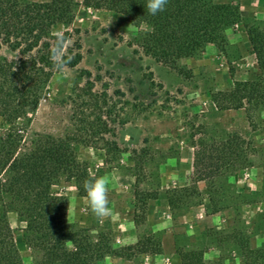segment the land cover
<instances>
[{
	"label": "rangeland",
	"instance_id": "obj_1",
	"mask_svg": "<svg viewBox=\"0 0 264 264\" xmlns=\"http://www.w3.org/2000/svg\"><path fill=\"white\" fill-rule=\"evenodd\" d=\"M77 1L65 46L77 44L82 58L52 75L28 129L75 136L79 163L108 182L111 215L102 219L75 179L51 186L67 200L85 264H180L177 250L192 249L206 262L264 264V100L230 109L212 100L256 77L243 23L264 21V0H212L237 4L241 21L225 30L222 46L207 44L177 68L137 46L150 25ZM15 55L0 48V60ZM7 219L23 264H33L22 224L15 213ZM146 236L158 252L123 250Z\"/></svg>",
	"mask_w": 264,
	"mask_h": 264
},
{
	"label": "trees",
	"instance_id": "obj_2",
	"mask_svg": "<svg viewBox=\"0 0 264 264\" xmlns=\"http://www.w3.org/2000/svg\"><path fill=\"white\" fill-rule=\"evenodd\" d=\"M78 4L77 0H0V48L6 46L16 54L0 60V264H23L8 212H15L22 224L33 264L86 263L77 231L65 217L67 200L51 191L60 178H73L79 194L86 195L83 184L91 176L76 158L73 141L77 138L29 133L28 129L30 114L59 70L50 50L59 41L64 56L71 57L67 67L82 58L77 44L65 46L71 34L66 27ZM82 4L124 14L134 26L150 25L136 44L145 56L171 68L207 44L222 46L225 30L241 21L239 8L232 2L168 0L165 10L155 16L147 13L146 0H82ZM58 24L65 30L56 32ZM243 26L258 73L252 80L235 81L231 89L216 92L212 100L219 109L246 108L264 100V21ZM167 200L169 205L174 202L169 196ZM140 241L123 250L159 251L149 248L155 244L151 236L145 237L146 244ZM177 253L180 264H223L219 259L204 261L200 249Z\"/></svg>",
	"mask_w": 264,
	"mask_h": 264
},
{
	"label": "clouds",
	"instance_id": "obj_3",
	"mask_svg": "<svg viewBox=\"0 0 264 264\" xmlns=\"http://www.w3.org/2000/svg\"><path fill=\"white\" fill-rule=\"evenodd\" d=\"M168 0H146L145 7L147 13L155 16L162 13ZM50 59L58 69H63V66L70 61L71 57H65L59 41L57 47L50 50ZM107 180L104 177H94L86 180L83 184L84 191L87 196V203L91 213L97 218L102 219L111 215V209L107 199Z\"/></svg>",
	"mask_w": 264,
	"mask_h": 264
},
{
	"label": "crops",
	"instance_id": "obj_4",
	"mask_svg": "<svg viewBox=\"0 0 264 264\" xmlns=\"http://www.w3.org/2000/svg\"><path fill=\"white\" fill-rule=\"evenodd\" d=\"M9 213V215H11V217H12V215H14V213L15 212H8ZM9 225H10V223H9ZM11 227V226H10Z\"/></svg>",
	"mask_w": 264,
	"mask_h": 264
}]
</instances>
